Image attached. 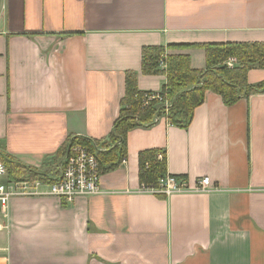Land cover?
I'll return each instance as SVG.
<instances>
[{"label": "crops", "instance_id": "0c3cea01", "mask_svg": "<svg viewBox=\"0 0 264 264\" xmlns=\"http://www.w3.org/2000/svg\"><path fill=\"white\" fill-rule=\"evenodd\" d=\"M263 41L264 0H0V150L54 178L70 135L109 136L127 70L143 91L166 84L141 72L144 46ZM170 52L206 67L203 48ZM147 149L210 188L143 189ZM128 153L98 193L63 204L41 184L0 203V264H264V92L228 106L207 91L189 129L162 117L129 132Z\"/></svg>", "mask_w": 264, "mask_h": 264}, {"label": "trees", "instance_id": "16d2710c", "mask_svg": "<svg viewBox=\"0 0 264 264\" xmlns=\"http://www.w3.org/2000/svg\"><path fill=\"white\" fill-rule=\"evenodd\" d=\"M191 47L205 50V69L194 68L188 53L169 52ZM230 57L237 61L233 67L227 64ZM252 68L264 69V41L144 46L141 52V72L145 75L163 74L167 78L166 84L159 91H143L138 85L139 73L127 70L125 94L109 136L101 140L82 137V140L96 154L101 173L112 171L128 158V134L131 130L151 126L162 117L174 126L189 129L195 110L204 103L207 91L221 95L228 106L252 94L264 92V81L256 85L249 83L248 73ZM148 93H158L162 100L154 99L144 105ZM73 138L71 135L68 137L53 160L65 157ZM160 152H163V158H158ZM2 153L8 164L9 178L54 181V178L36 167L26 165L4 151ZM168 175L165 150L147 149L139 153V180L142 187L159 190L160 180ZM155 195L161 199L168 197L159 191ZM62 201L66 203L64 199Z\"/></svg>", "mask_w": 264, "mask_h": 264}, {"label": "built area", "instance_id": "2783aa9c", "mask_svg": "<svg viewBox=\"0 0 264 264\" xmlns=\"http://www.w3.org/2000/svg\"><path fill=\"white\" fill-rule=\"evenodd\" d=\"M236 58L230 57L227 60L229 67L236 64ZM162 97L158 93L146 94L144 105L152 100ZM167 104V102H166ZM163 158V152L158 154ZM101 171L98 158L87 145L82 137L74 136L69 149L61 165L60 174L54 177L53 182H46L42 179H11L8 174V164L5 156L0 150V203L6 209L10 200L18 196H34L41 192L37 188L41 184L48 186L47 194L64 199L66 202L75 200L78 196L95 194L100 191ZM161 189L155 190L171 195L179 191H205L210 188L211 179L208 176L202 177L194 186H190L187 179L180 175H168L160 180Z\"/></svg>", "mask_w": 264, "mask_h": 264}, {"label": "rangeland", "instance_id": "374dc122", "mask_svg": "<svg viewBox=\"0 0 264 264\" xmlns=\"http://www.w3.org/2000/svg\"><path fill=\"white\" fill-rule=\"evenodd\" d=\"M169 52H170V50H169Z\"/></svg>", "mask_w": 264, "mask_h": 264}]
</instances>
